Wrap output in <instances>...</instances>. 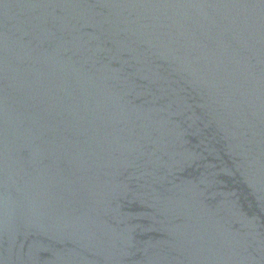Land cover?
I'll return each mask as SVG.
<instances>
[{"label": "water", "instance_id": "95a60500", "mask_svg": "<svg viewBox=\"0 0 264 264\" xmlns=\"http://www.w3.org/2000/svg\"><path fill=\"white\" fill-rule=\"evenodd\" d=\"M0 264H264V0H0Z\"/></svg>", "mask_w": 264, "mask_h": 264}]
</instances>
